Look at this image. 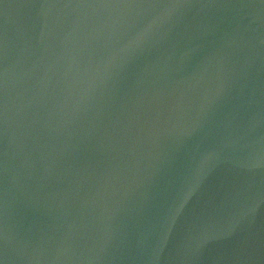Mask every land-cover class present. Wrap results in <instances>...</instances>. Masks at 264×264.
Returning a JSON list of instances; mask_svg holds the SVG:
<instances>
[{"label":"water","instance_id":"obj_1","mask_svg":"<svg viewBox=\"0 0 264 264\" xmlns=\"http://www.w3.org/2000/svg\"><path fill=\"white\" fill-rule=\"evenodd\" d=\"M0 264H264V0H0Z\"/></svg>","mask_w":264,"mask_h":264}]
</instances>
